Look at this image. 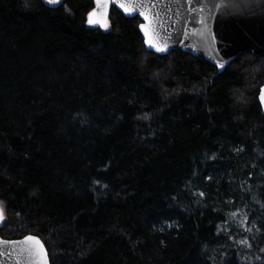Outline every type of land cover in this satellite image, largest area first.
Returning <instances> with one entry per match:
<instances>
[{
  "label": "trees",
  "instance_id": "16d2710c",
  "mask_svg": "<svg viewBox=\"0 0 264 264\" xmlns=\"http://www.w3.org/2000/svg\"><path fill=\"white\" fill-rule=\"evenodd\" d=\"M94 6L0 0V236L50 264H264V53H154Z\"/></svg>",
  "mask_w": 264,
  "mask_h": 264
},
{
  "label": "water",
  "instance_id": "95a60500",
  "mask_svg": "<svg viewBox=\"0 0 264 264\" xmlns=\"http://www.w3.org/2000/svg\"><path fill=\"white\" fill-rule=\"evenodd\" d=\"M150 3L152 7L149 8L147 4L145 7L156 14L151 25L154 33L152 38L161 46H167L165 52L156 51L148 44V37L140 27L145 21L139 16V9L133 14H125L115 7L124 16H136L140 19L139 31L144 45L154 53L165 54L181 49L195 56H202L219 69L239 53H264V0H191L190 3L189 0H150ZM109 10L110 8L107 10L108 14ZM93 25L101 27V24ZM221 64L224 66L220 67ZM261 106L264 111V104ZM28 235L38 237L33 234L17 239L0 236V240L23 241ZM28 246L0 243V264H34L21 252L22 248ZM47 260L50 264L48 254Z\"/></svg>",
  "mask_w": 264,
  "mask_h": 264
},
{
  "label": "snow or ice",
  "instance_id": "6c2138e0",
  "mask_svg": "<svg viewBox=\"0 0 264 264\" xmlns=\"http://www.w3.org/2000/svg\"><path fill=\"white\" fill-rule=\"evenodd\" d=\"M48 4L57 5L61 3V0H46ZM96 8H94L88 14V23L89 24H101L102 26H107V17L108 9L112 6H116L119 10H122L125 14H133L139 9V16L143 17L145 23L140 25L141 29L144 31L145 36L148 37V44L151 47H154L156 51L165 52L167 46H161L153 40L154 33L151 30V25L155 19V13H151L147 10L145 5L152 7L150 0H94ZM191 0H189V3ZM203 9H201L202 11ZM203 23V21H201ZM224 65L221 64L220 67ZM259 101L261 104H264V87L259 90ZM5 219L4 208L2 202H0V221ZM0 243H12V244H27L28 247L22 248L21 252L26 254L30 261H33L34 264H48L47 260V250L44 247L43 242L39 237L28 235L24 237L23 241H3L0 240Z\"/></svg>",
  "mask_w": 264,
  "mask_h": 264
},
{
  "label": "rangeland",
  "instance_id": "374dc122",
  "mask_svg": "<svg viewBox=\"0 0 264 264\" xmlns=\"http://www.w3.org/2000/svg\"><path fill=\"white\" fill-rule=\"evenodd\" d=\"M88 20V19H87ZM89 24V23H88ZM89 25H91V26H94L93 24H89ZM95 27H100V26H95ZM100 28H103V29H107L108 28V19H107V26H102L101 25V27ZM1 202V201H0ZM3 204V203H2ZM3 208H4V205H3ZM4 222V220L3 221H0V224L1 223H3Z\"/></svg>",
  "mask_w": 264,
  "mask_h": 264
}]
</instances>
